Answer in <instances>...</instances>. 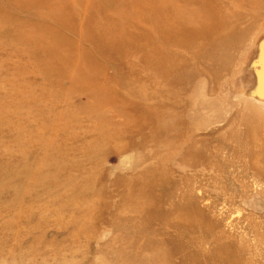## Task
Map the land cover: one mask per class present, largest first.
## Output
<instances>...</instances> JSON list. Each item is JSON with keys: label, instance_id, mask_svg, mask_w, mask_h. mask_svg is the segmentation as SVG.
I'll use <instances>...</instances> for the list:
<instances>
[{"label": "rangeland", "instance_id": "1", "mask_svg": "<svg viewBox=\"0 0 264 264\" xmlns=\"http://www.w3.org/2000/svg\"><path fill=\"white\" fill-rule=\"evenodd\" d=\"M153 2L0 0V264H264V0Z\"/></svg>", "mask_w": 264, "mask_h": 264}, {"label": "bare ground", "instance_id": "2", "mask_svg": "<svg viewBox=\"0 0 264 264\" xmlns=\"http://www.w3.org/2000/svg\"><path fill=\"white\" fill-rule=\"evenodd\" d=\"M31 1L32 2L36 1V3L37 2L41 3V0H31ZM42 1H47V0H42ZM162 1L163 0H154V2L151 4V11H152L153 17H154L155 11L166 9L168 12L169 6L167 7V5L162 3ZM94 3L95 2H91L90 4L92 5ZM206 4H209V3H206V2L202 3L203 6L205 5L204 6L205 11L207 10ZM215 12L217 14H219L216 10H215ZM215 12L212 11V13L208 14V16H207L209 26H207L206 28H203V26H201L197 30H194V31L189 30V31H186L185 33L192 35V36H196V37H198V36H206L207 37V35L209 34L208 38L210 37L212 39L215 37L219 38L222 35V33H226V36H224V39L227 41V43H230L231 40L233 39V36L235 34V31H236V28H234V26H236V22L234 24H228L225 21L222 23L219 20L220 17H218ZM168 13H170V11ZM172 16H173V22L176 23L178 21V19L176 18L174 13H172ZM163 18L166 19L163 22L164 27H165V24H171V21L168 18V15H164ZM56 19H57V23H59V26L61 27L62 22H61V18L58 16V12L56 14ZM143 19L147 24H149L152 28H154V30H156L162 38L175 39V40H178L179 42H181V39H178V38L182 37L184 35L185 30L183 28L180 30L173 29L170 34L168 32L163 33L158 28V24L160 23V19L158 21H151V20H147V17H145V16L143 17ZM82 26H86V24H84ZM134 26H135V24H134ZM69 27L70 26L67 25V28H69ZM71 27L75 33V26H71ZM186 28H187V26H186ZM113 29H114V27H108L106 25H102V26L94 25V26L88 28L87 30L81 29L79 33L76 31V33L80 34L79 38H80L81 43H87L88 42L87 40L89 39L92 42H94L95 44H97V46H99L96 48V51L94 52V54H97L98 56L105 54L108 49L121 51L122 53H126L128 51L133 52L132 50H137V49H143L144 50L143 58L145 60H147L148 62L153 61V60H157V57H156L157 54L154 51H149L147 49H144L141 44L137 43V41H140V38H142L143 41L149 42L152 45H154L152 43V41L144 35L143 32H141V33L137 32L138 28L135 31L134 35L132 34L133 32L129 33L126 31V29L125 30L122 29L121 34L118 33L117 30H115V29L113 30ZM182 42H184V41H182ZM75 49L77 50V46H75ZM91 52H93V51H91ZM47 53H49V52L47 51ZM85 54H86V50L84 51V61L85 62L82 61V63H86L87 56ZM49 55L52 57L53 53L50 52ZM51 62L57 63L58 61L55 59H52ZM94 66L96 68L99 67L98 63H96V62H94ZM78 67H81V66H78ZM78 67L74 68L75 69L74 72H76V70L78 71ZM83 81L88 82L86 78H83ZM178 217H179V220H181V221H183L185 218V217H182L181 214H179ZM183 222L186 225L187 229L191 227V225H189L186 220ZM221 253L222 252L220 250H218V248H217V249L212 251L211 257L216 258V259L217 258L224 259L225 256L222 257ZM223 264H227V263H223Z\"/></svg>", "mask_w": 264, "mask_h": 264}]
</instances>
